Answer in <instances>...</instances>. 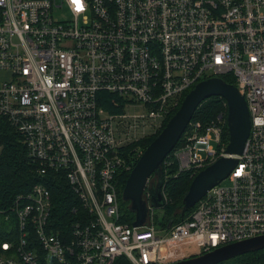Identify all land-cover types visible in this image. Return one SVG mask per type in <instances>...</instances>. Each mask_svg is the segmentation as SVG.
I'll return each mask as SVG.
<instances>
[{
	"label": "built area",
	"instance_id": "2783aa9c",
	"mask_svg": "<svg viewBox=\"0 0 264 264\" xmlns=\"http://www.w3.org/2000/svg\"><path fill=\"white\" fill-rule=\"evenodd\" d=\"M227 74L250 117L236 166L167 231L154 224L149 178L144 225L122 223L118 177L142 154L128 146L197 83ZM0 75V117L34 173L63 179L83 210L66 239L51 228L44 181L0 198V264H171L264 235V0H0ZM189 125L178 172L225 156L210 143L226 118Z\"/></svg>",
	"mask_w": 264,
	"mask_h": 264
},
{
	"label": "water",
	"instance_id": "95a60500",
	"mask_svg": "<svg viewBox=\"0 0 264 264\" xmlns=\"http://www.w3.org/2000/svg\"><path fill=\"white\" fill-rule=\"evenodd\" d=\"M220 97L227 104L226 127L228 142L225 156L200 170L192 179L188 191L182 200L180 215L192 209L213 187L228 177L237 164L232 156L241 155L250 132V117L243 96L234 85L226 84L221 78H210L197 83L183 98L178 110L154 140L145 148L129 173L121 193V199L128 204L134 214L133 228L144 225L148 207L142 198L149 178L157 177L156 184L150 190L149 205L154 210L164 206L161 195V165L174 149L191 122L197 107L206 99ZM171 224L168 225L170 227ZM264 249V235L247 241L232 243L199 256L191 257L171 264H221L235 257L254 253Z\"/></svg>",
	"mask_w": 264,
	"mask_h": 264
},
{
	"label": "trees",
	"instance_id": "16d2710c",
	"mask_svg": "<svg viewBox=\"0 0 264 264\" xmlns=\"http://www.w3.org/2000/svg\"><path fill=\"white\" fill-rule=\"evenodd\" d=\"M222 80L229 85H235L231 74L222 76ZM182 96L178 107L168 116L163 122L161 128L153 135L144 137L136 143H132L126 151L132 150L135 147H139L141 152L154 140V138L160 133L168 120L178 110L184 96ZM99 98L101 100L100 105L109 112H117L112 105V96L106 93H100ZM116 99V98H115ZM117 100V99H116ZM115 100V101H116ZM227 104L224 99L220 97H211L203 101L195 110L191 124L198 123L202 128L216 122L219 117L226 118ZM190 126V125H189ZM187 127L185 132L189 130ZM185 134L175 146V149L165 157L162 165V182L164 184V192L167 197V202L160 210H155L154 224L158 230L167 231L170 227L185 220L193 208L188 210L183 216L180 215L182 209V200L186 195L189 185L194 176L202 169L187 170L178 172L177 163L174 158V151L183 144ZM228 141V132L226 125L223 128L221 135V144L218 147V151L226 147ZM139 159V158H138ZM136 159L135 163L138 161ZM205 168V167H204ZM129 174L125 173L119 176L118 187V200L119 211L121 214L120 221L129 226L134 221V214L128 209V204L121 199V193L125 186ZM152 176L151 178H153ZM157 178V177H156ZM45 182L48 190L50 191L52 209L50 216V224L54 233L61 234L67 239L69 235V227L71 222L77 215H82L83 210L80 207V203L71 192L63 179H52L50 177L39 178L36 176L33 170V165L27 160L26 149L22 143V139L9 124L0 117V198L3 202L12 201L14 196L18 194H25L29 192L31 187L37 182ZM75 209V212H73ZM171 224L170 227L168 225ZM113 264H130L125 257H119ZM221 264H264V249L247 253L238 257H235L229 261Z\"/></svg>",
	"mask_w": 264,
	"mask_h": 264
},
{
	"label": "rangeland",
	"instance_id": "374dc122",
	"mask_svg": "<svg viewBox=\"0 0 264 264\" xmlns=\"http://www.w3.org/2000/svg\"><path fill=\"white\" fill-rule=\"evenodd\" d=\"M61 13H63V11H60V12L56 13V15H57V16H60ZM0 77H2V75H0ZM227 142H228V141H227ZM210 144L213 146L214 149H216V144H214L213 142H211ZM200 154H201L202 156H204V153H203V152H200ZM154 182H156V180H155V178H152V179H151V183H154Z\"/></svg>",
	"mask_w": 264,
	"mask_h": 264
},
{
	"label": "bare ground",
	"instance_id": "6f19581e",
	"mask_svg": "<svg viewBox=\"0 0 264 264\" xmlns=\"http://www.w3.org/2000/svg\"><path fill=\"white\" fill-rule=\"evenodd\" d=\"M222 135V134H221ZM221 144V143H220ZM218 147H219V145H217L216 146V148L218 149ZM224 150H225V147L223 148ZM254 238H256V237H254ZM251 239H253V238H251ZM248 240H250V239H248ZM244 241H247V240H244ZM239 242H243V241H239ZM236 243H238V242H236ZM204 254V253H203Z\"/></svg>",
	"mask_w": 264,
	"mask_h": 264
},
{
	"label": "flooded vegetation",
	"instance_id": "af4514ba",
	"mask_svg": "<svg viewBox=\"0 0 264 264\" xmlns=\"http://www.w3.org/2000/svg\"><path fill=\"white\" fill-rule=\"evenodd\" d=\"M153 178H155V180H157L156 176H154Z\"/></svg>",
	"mask_w": 264,
	"mask_h": 264
},
{
	"label": "snow or ice",
	"instance_id": "6c2138e0",
	"mask_svg": "<svg viewBox=\"0 0 264 264\" xmlns=\"http://www.w3.org/2000/svg\"><path fill=\"white\" fill-rule=\"evenodd\" d=\"M77 2H78V0H77Z\"/></svg>",
	"mask_w": 264,
	"mask_h": 264
}]
</instances>
